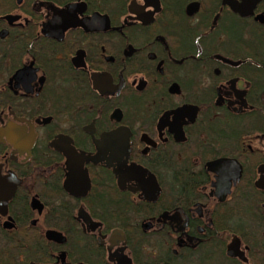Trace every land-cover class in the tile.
Instances as JSON below:
<instances>
[{
    "label": "flooded vegetation",
    "instance_id": "obj_1",
    "mask_svg": "<svg viewBox=\"0 0 264 264\" xmlns=\"http://www.w3.org/2000/svg\"><path fill=\"white\" fill-rule=\"evenodd\" d=\"M0 264H264V0H0Z\"/></svg>",
    "mask_w": 264,
    "mask_h": 264
}]
</instances>
